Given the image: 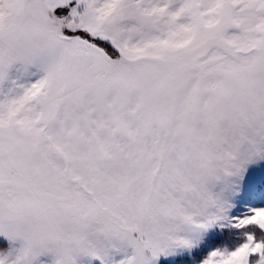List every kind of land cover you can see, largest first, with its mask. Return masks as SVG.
Instances as JSON below:
<instances>
[{
  "label": "snow or ice",
  "instance_id": "1",
  "mask_svg": "<svg viewBox=\"0 0 264 264\" xmlns=\"http://www.w3.org/2000/svg\"><path fill=\"white\" fill-rule=\"evenodd\" d=\"M0 264H264V0H0Z\"/></svg>",
  "mask_w": 264,
  "mask_h": 264
}]
</instances>
